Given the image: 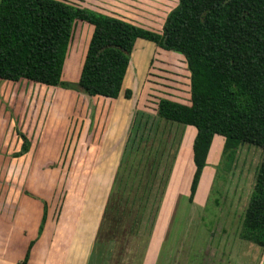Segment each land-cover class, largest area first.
<instances>
[{"label":"rangeland","instance_id":"rangeland-1","mask_svg":"<svg viewBox=\"0 0 264 264\" xmlns=\"http://www.w3.org/2000/svg\"><path fill=\"white\" fill-rule=\"evenodd\" d=\"M64 1L155 32L162 31L167 14L178 3ZM92 30V24L75 21L63 66L64 80L78 79ZM188 77L179 52L139 38L130 54L120 103L27 79H0V160H9L0 161V170L13 176L9 181L2 179L0 188H21L39 199L43 190L48 206L54 202L59 206L65 196L64 203L69 204L73 193L67 192L79 195L83 189L78 176L91 160L84 156L88 158L94 150L97 156L98 148L86 147L90 137L99 134L94 130L117 124L116 117L109 116L111 110L127 108V138L120 160H113L115 181L88 264H264V248L239 236L263 160L261 147L215 134L196 191L189 198L195 171V128L167 121L156 113L160 98L188 103ZM126 89H131L129 97L124 96ZM22 135L28 151L18 155ZM44 160L47 163L42 165ZM42 167L50 183L46 189H42ZM68 177L71 186L63 191ZM55 192H59L57 200Z\"/></svg>","mask_w":264,"mask_h":264},{"label":"trees","instance_id":"trees-1","mask_svg":"<svg viewBox=\"0 0 264 264\" xmlns=\"http://www.w3.org/2000/svg\"><path fill=\"white\" fill-rule=\"evenodd\" d=\"M76 20L93 30L73 82L62 72ZM139 38L179 52L189 72L188 103L160 98L156 113L195 128L190 199L215 134L262 148L239 236L264 248V0H178L161 32L64 0H0V79L116 98ZM22 137L18 155L28 151Z\"/></svg>","mask_w":264,"mask_h":264},{"label":"crops","instance_id":"crops-1","mask_svg":"<svg viewBox=\"0 0 264 264\" xmlns=\"http://www.w3.org/2000/svg\"><path fill=\"white\" fill-rule=\"evenodd\" d=\"M63 76L62 72V79ZM121 91L118 97L113 98L117 103L121 101ZM87 96L98 97L89 94ZM127 111V108L123 112L119 108L113 112L111 110L109 116L116 117L114 121L118 123L103 128L98 126L96 131L94 130L99 134L92 135L89 139L91 143L86 147L90 146L93 150L98 148L97 156L95 150L92 155H88V158L84 156L85 160H91L78 176L83 189L79 195L73 190L67 192V195L73 193L69 204L64 203L68 199V196H65L59 206H56L55 202L53 206H48L44 203L46 192L43 190L42 199H39L30 197L22 192L21 188H0V264H22L27 252L26 264H88L90 250L114 181L117 166L113 160H120L122 146L127 138L128 128H125ZM122 131L123 135L120 137ZM53 140L56 143L54 137ZM0 161L3 164L9 162V160ZM46 163L44 160L42 165ZM45 169L42 167V176H40L42 189L50 185L47 182ZM9 178L13 176L8 172L4 175L0 170V184L2 179L9 181ZM70 186L68 177L64 182L63 191H67ZM58 193L55 192L56 200ZM53 198L54 196L52 200ZM74 199L75 203H72ZM44 215L45 219L39 232ZM17 241H19L18 245Z\"/></svg>","mask_w":264,"mask_h":264},{"label":"bare ground","instance_id":"bare-ground-1","mask_svg":"<svg viewBox=\"0 0 264 264\" xmlns=\"http://www.w3.org/2000/svg\"><path fill=\"white\" fill-rule=\"evenodd\" d=\"M59 93V92H58ZM57 98V97H56ZM67 99V98H66ZM65 103V102H64ZM64 106V105H63Z\"/></svg>","mask_w":264,"mask_h":264}]
</instances>
